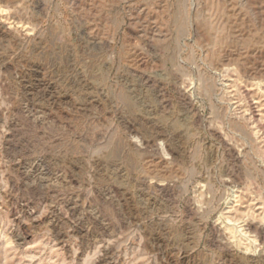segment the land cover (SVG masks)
Listing matches in <instances>:
<instances>
[{
	"label": "rangeland",
	"instance_id": "1",
	"mask_svg": "<svg viewBox=\"0 0 264 264\" xmlns=\"http://www.w3.org/2000/svg\"><path fill=\"white\" fill-rule=\"evenodd\" d=\"M0 264H264V0H0Z\"/></svg>",
	"mask_w": 264,
	"mask_h": 264
},
{
	"label": "bare ground",
	"instance_id": "2",
	"mask_svg": "<svg viewBox=\"0 0 264 264\" xmlns=\"http://www.w3.org/2000/svg\"><path fill=\"white\" fill-rule=\"evenodd\" d=\"M237 206H238V205H237ZM233 222H235V221H233ZM242 222H243V221H242ZM234 224H235V223H234ZM228 226H229V225H228ZM229 227H230V226H229ZM233 229H234V228H232L231 231H233ZM229 230H230V228H229ZM242 230H243V229H242ZM228 234H229V233H228ZM233 234H234V233H233ZM233 234H232V232H231V235H233ZM242 234H243V233H242ZM238 236H239V235H238ZM242 236H243V235H242ZM236 240H237V239H236ZM238 241H239V240H238ZM237 243H238V242H237ZM238 244H239V243H238Z\"/></svg>",
	"mask_w": 264,
	"mask_h": 264
}]
</instances>
